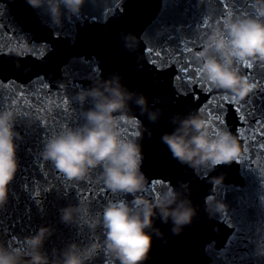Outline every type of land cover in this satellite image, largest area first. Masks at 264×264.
I'll return each instance as SVG.
<instances>
[{
    "label": "water",
    "instance_id": "obj_1",
    "mask_svg": "<svg viewBox=\"0 0 264 264\" xmlns=\"http://www.w3.org/2000/svg\"><path fill=\"white\" fill-rule=\"evenodd\" d=\"M253 11L252 0H85L78 16L65 14L57 25L43 7L0 0V111L16 113L13 127L19 133V167L0 206V243L25 248L24 239L47 226L53 231L42 251L55 260L70 243L87 247L103 239L101 229L90 225L109 200L133 199L106 189L99 166L83 179L68 181L41 157L49 137L84 122L81 112L92 104L89 99L81 106L76 93L98 78L119 74L129 90L162 110L151 122L132 104L140 126L121 124L126 138L144 127L152 133L145 131L139 140L147 179L136 195L158 199L170 183L196 208L192 223L178 235L171 220L154 217L162 235L153 233L144 264H264V64L239 65L256 87L236 101L209 88L191 59L229 13L243 17ZM129 36L138 38L135 48L127 46ZM20 50L23 57L13 55ZM197 109L212 121L213 131L227 129L241 145L238 161L219 164L206 175L173 158L161 141L173 130L174 115ZM215 176H223L222 184L210 183ZM217 202L226 209L210 215L208 208ZM69 205L80 211L65 223L61 210ZM85 264H113V259L101 248Z\"/></svg>",
    "mask_w": 264,
    "mask_h": 264
},
{
    "label": "clouds",
    "instance_id": "obj_2",
    "mask_svg": "<svg viewBox=\"0 0 264 264\" xmlns=\"http://www.w3.org/2000/svg\"><path fill=\"white\" fill-rule=\"evenodd\" d=\"M85 0H27L33 8H45L53 23L59 25L65 14L78 16ZM254 14L233 17L229 13L207 35L203 47L192 53L191 59L199 67L198 75L213 89L230 95L233 100H243L256 87L248 76L242 74L239 65L264 64V0H252ZM128 47L138 45L136 36L127 37ZM24 50L13 55L23 57ZM74 99L83 106V123L63 129L44 143L41 157L51 161L66 180L83 179L98 166L106 189L113 193H130L133 199L109 200L90 227H99L102 240H93L87 247L73 242L60 252V257L50 260L42 251L44 242L53 229L40 226L34 235L24 239L25 248H11L0 243V264H85L103 250L113 259V264H144L152 246L153 233L162 235L155 228L154 217L167 223L171 220L172 232L179 234L184 226L192 223L196 208L192 201L170 183L158 199L150 200L136 195L146 184L141 170L144 154L139 143L144 132L126 138L121 134V124L139 127L140 122L131 114V105L139 107L151 122L159 120L162 110L149 106L147 98L129 90L121 82L119 74L107 79L98 78L92 86L76 93ZM16 113L11 109L0 111V206L8 197V186L19 167L14 131ZM171 132H165L161 141L167 145L172 157L186 164L197 175L207 174L219 164L238 161L241 145L237 136L227 129L213 131L212 121L197 109L188 115H174ZM223 182V176L210 177L214 186ZM187 190V184L181 183ZM261 201H264L262 196ZM226 205L221 202L208 208L209 214L222 212ZM80 211L79 206L69 205L61 210V220L70 223ZM151 229V231H149ZM99 241V242H98Z\"/></svg>",
    "mask_w": 264,
    "mask_h": 264
},
{
    "label": "snow or ice",
    "instance_id": "obj_3",
    "mask_svg": "<svg viewBox=\"0 0 264 264\" xmlns=\"http://www.w3.org/2000/svg\"><path fill=\"white\" fill-rule=\"evenodd\" d=\"M248 67H251L252 65H247ZM225 99H227V97H225ZM238 110V109H237ZM219 120V118H217ZM262 132H264V129H262ZM262 147H264V145H262ZM248 149L245 147L244 151H247Z\"/></svg>",
    "mask_w": 264,
    "mask_h": 264
}]
</instances>
